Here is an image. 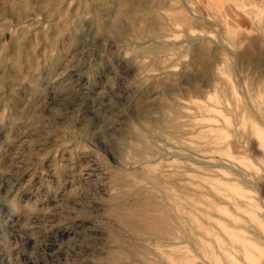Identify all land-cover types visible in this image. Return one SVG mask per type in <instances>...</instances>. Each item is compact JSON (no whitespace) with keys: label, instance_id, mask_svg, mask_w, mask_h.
Listing matches in <instances>:
<instances>
[{"label":"rangeland","instance_id":"rangeland-1","mask_svg":"<svg viewBox=\"0 0 264 264\" xmlns=\"http://www.w3.org/2000/svg\"><path fill=\"white\" fill-rule=\"evenodd\" d=\"M4 13L0 264H264V0Z\"/></svg>","mask_w":264,"mask_h":264},{"label":"bare ground","instance_id":"bare-ground-1","mask_svg":"<svg viewBox=\"0 0 264 264\" xmlns=\"http://www.w3.org/2000/svg\"><path fill=\"white\" fill-rule=\"evenodd\" d=\"M14 5L12 7L13 8H16L15 10L18 11V9H20V8L17 7L18 5L16 3H14ZM12 9H11L10 12H8L9 11V9H8L7 12L8 13H11L12 12ZM21 9H24V7L23 8L21 7ZM1 13H3V12H1ZM5 15L4 16L3 15H0V17H2V18H0V22L1 23L4 20H6L11 14H9V16L7 14H5ZM21 17H23V15ZM116 20H120V19H116ZM23 23H24L23 20H19L17 22V24H15V25H9L6 28V30L3 31L2 35H1V38H0L1 40H5L6 37H7V34L5 32H9V31H11L12 28H17V27L20 26L19 29H21L20 30L21 32L11 42V47L13 49V56H12V60H11V70H12L13 73H20L22 70H28L29 71V70H32V69L37 68L39 66V60L36 57L35 50H34L35 42L28 37L27 32L24 31L23 28L21 27ZM4 25H5V22L2 23V26L3 27H4ZM53 26H54V24L51 26V30H50L51 32L49 34L44 35V37L42 39V42L43 41L44 42L45 41L46 42H49L50 45L53 43V41H54L53 36L57 35L56 32L58 30L57 28L55 29ZM64 27H65L64 25L62 27L59 26V28H63V29H64ZM15 30H17V29H15Z\"/></svg>","mask_w":264,"mask_h":264}]
</instances>
